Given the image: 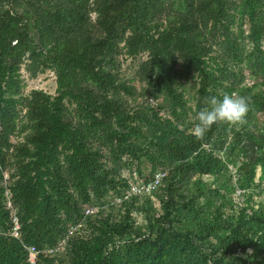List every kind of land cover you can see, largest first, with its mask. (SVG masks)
Wrapping results in <instances>:
<instances>
[{"label":"trees","instance_id":"trees-1","mask_svg":"<svg viewBox=\"0 0 264 264\" xmlns=\"http://www.w3.org/2000/svg\"><path fill=\"white\" fill-rule=\"evenodd\" d=\"M226 93L247 123L197 139ZM145 166L159 188L129 195ZM258 167L264 0H0V264H264Z\"/></svg>","mask_w":264,"mask_h":264},{"label":"clouds","instance_id":"clouds-1","mask_svg":"<svg viewBox=\"0 0 264 264\" xmlns=\"http://www.w3.org/2000/svg\"><path fill=\"white\" fill-rule=\"evenodd\" d=\"M204 105L205 107L197 114L198 122L190 130L197 139H203L206 132L216 124H228L235 127L245 125L252 100L250 96L226 93L222 99L216 96L205 97Z\"/></svg>","mask_w":264,"mask_h":264},{"label":"rangeland","instance_id":"rangeland-1","mask_svg":"<svg viewBox=\"0 0 264 264\" xmlns=\"http://www.w3.org/2000/svg\"><path fill=\"white\" fill-rule=\"evenodd\" d=\"M138 63H139L138 59L132 60L131 58H128L124 61L123 69L125 70V72L128 76L133 77L136 66L138 65ZM22 74H23L22 76H23V78L25 80V84H26L25 90H24L25 94H28L33 89L43 90V91H45L51 95L56 94L57 84H56V76H55L54 72L48 70L44 73L39 74L36 77H31L29 75V73L25 70V68L23 67ZM135 171H136L138 177L133 176V178L131 179V184L132 183H139L142 180L141 178H144V179L149 178L148 177L149 176L148 166L144 167V173L143 174H141V173L139 174L138 170H135ZM233 171H234V174L236 175V170L233 169ZM130 172L131 171L126 173V175L129 176ZM6 177H7V175H6ZM256 183H257L256 192L262 193V196H256L254 199L256 201V203H258L261 199L264 201V167H258L257 174H256ZM239 193H240V191H237V194H239ZM139 196L145 197L147 195H139ZM236 201L238 202V197H237ZM118 202H120V201L118 200ZM9 203L11 204V206H9ZM8 206L11 207L12 212L16 211V208H14L12 205L11 199L8 200ZM103 208H108V203L105 206H103ZM88 210H90V212L86 211V213L91 214V213L97 211V207L90 206V207H88ZM250 252H251V250H250Z\"/></svg>","mask_w":264,"mask_h":264},{"label":"built area","instance_id":"built-area-1","mask_svg":"<svg viewBox=\"0 0 264 264\" xmlns=\"http://www.w3.org/2000/svg\"><path fill=\"white\" fill-rule=\"evenodd\" d=\"M252 82H249V84H251ZM131 179L133 178V176H137V173L135 170L131 171L130 173ZM142 180L139 183H132L130 182V190H129V195L134 194V195H150L153 192H155L161 183V179H162V174L161 173H156L151 179H144L141 178ZM9 206H11V204L9 203ZM87 212H90V210H88ZM12 223H13V228H12V235L16 238H18L20 236V223H19V219L16 215V211L12 212ZM29 252H30V256H29V260L31 262H35V258H36V254L37 251L35 249V247H29Z\"/></svg>","mask_w":264,"mask_h":264}]
</instances>
